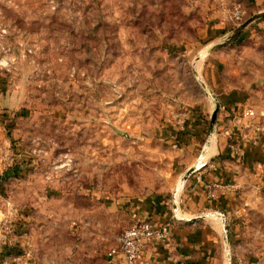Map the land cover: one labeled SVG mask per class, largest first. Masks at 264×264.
Wrapping results in <instances>:
<instances>
[{
	"label": "rangeland",
	"instance_id": "1",
	"mask_svg": "<svg viewBox=\"0 0 264 264\" xmlns=\"http://www.w3.org/2000/svg\"><path fill=\"white\" fill-rule=\"evenodd\" d=\"M230 93L226 129L264 125V0H0V258L104 264L121 201L181 185L168 127ZM240 191L264 264V189Z\"/></svg>",
	"mask_w": 264,
	"mask_h": 264
},
{
	"label": "crops",
	"instance_id": "2",
	"mask_svg": "<svg viewBox=\"0 0 264 264\" xmlns=\"http://www.w3.org/2000/svg\"><path fill=\"white\" fill-rule=\"evenodd\" d=\"M238 95L224 96L219 116L220 109L237 114L239 106H244ZM210 104L211 121L206 111ZM204 105V109H189L184 127H168L164 136L173 150L175 173L183 176L195 169L175 189L174 199L152 196L125 198L120 203L131 224L137 218H146L156 227L169 225V241L147 244L137 264H259L250 251L239 253L243 247L240 218L244 194L240 188L249 184L264 189V132L258 133L252 126L231 132L219 122L218 115L212 122L219 104L207 101ZM209 187L214 189L213 198L209 197ZM227 225L231 232L226 241ZM107 258L104 264H108ZM121 262L118 256L114 264ZM0 264L10 263L2 257Z\"/></svg>",
	"mask_w": 264,
	"mask_h": 264
},
{
	"label": "built area",
	"instance_id": "3",
	"mask_svg": "<svg viewBox=\"0 0 264 264\" xmlns=\"http://www.w3.org/2000/svg\"><path fill=\"white\" fill-rule=\"evenodd\" d=\"M189 114V111H187ZM244 118H252L254 111L251 109H244L242 111ZM188 116V115H186ZM243 118L235 117L237 123H240ZM253 127V130L261 133L264 132V125L253 122L247 124V127ZM239 150V149H237ZM209 197H214V189L209 187ZM171 233L169 225H163L162 227H156L150 219L137 218L130 227L125 229L117 238L116 245L110 249L107 254L108 264H114L118 256L121 257V264H137L141 258V252L144 247L153 242L161 241L167 243L170 239Z\"/></svg>",
	"mask_w": 264,
	"mask_h": 264
},
{
	"label": "water",
	"instance_id": "4",
	"mask_svg": "<svg viewBox=\"0 0 264 264\" xmlns=\"http://www.w3.org/2000/svg\"><path fill=\"white\" fill-rule=\"evenodd\" d=\"M218 113H219V106L216 107V109H215V111H214V113H213V116H212V122H213V123L216 122V119H217V115H218ZM194 170H195V169H191V170H189L188 172H186V173L182 176L181 184H182L183 182H185V181L188 179V176H189L190 174H192V173L194 172ZM221 216H222V218H223V220H224V218H225L224 215L222 214Z\"/></svg>",
	"mask_w": 264,
	"mask_h": 264
}]
</instances>
